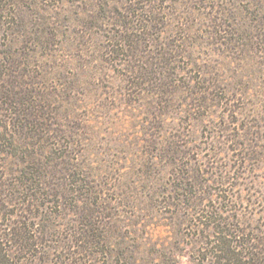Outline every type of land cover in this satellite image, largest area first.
<instances>
[{
  "label": "rangeland",
  "instance_id": "obj_1",
  "mask_svg": "<svg viewBox=\"0 0 264 264\" xmlns=\"http://www.w3.org/2000/svg\"><path fill=\"white\" fill-rule=\"evenodd\" d=\"M0 252L264 264V0H0Z\"/></svg>",
  "mask_w": 264,
  "mask_h": 264
},
{
  "label": "trees",
  "instance_id": "obj_2",
  "mask_svg": "<svg viewBox=\"0 0 264 264\" xmlns=\"http://www.w3.org/2000/svg\"><path fill=\"white\" fill-rule=\"evenodd\" d=\"M10 234H11V239H12V236H13V238L18 236L20 242H23L24 240H26V237L24 235H22L21 233L16 234V233L11 232ZM22 246H23V244H22ZM2 256H4V254H2V252H0V264H3L2 263Z\"/></svg>",
  "mask_w": 264,
  "mask_h": 264
}]
</instances>
